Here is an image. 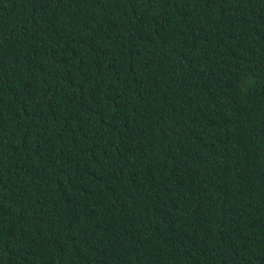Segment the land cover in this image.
Returning <instances> with one entry per match:
<instances>
[{"label": "trees", "instance_id": "trees-1", "mask_svg": "<svg viewBox=\"0 0 264 264\" xmlns=\"http://www.w3.org/2000/svg\"><path fill=\"white\" fill-rule=\"evenodd\" d=\"M0 264H264V0H0Z\"/></svg>", "mask_w": 264, "mask_h": 264}]
</instances>
